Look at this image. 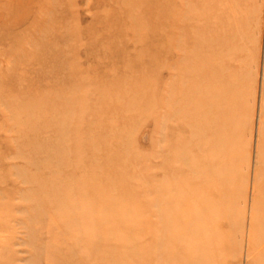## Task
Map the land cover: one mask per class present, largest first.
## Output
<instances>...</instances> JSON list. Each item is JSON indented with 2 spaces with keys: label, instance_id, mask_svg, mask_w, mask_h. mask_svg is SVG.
I'll return each instance as SVG.
<instances>
[{
  "label": "rangeland",
  "instance_id": "rangeland-1",
  "mask_svg": "<svg viewBox=\"0 0 264 264\" xmlns=\"http://www.w3.org/2000/svg\"><path fill=\"white\" fill-rule=\"evenodd\" d=\"M0 264H264V0H0Z\"/></svg>",
  "mask_w": 264,
  "mask_h": 264
},
{
  "label": "bare ground",
  "instance_id": "bare-ground-1",
  "mask_svg": "<svg viewBox=\"0 0 264 264\" xmlns=\"http://www.w3.org/2000/svg\"><path fill=\"white\" fill-rule=\"evenodd\" d=\"M162 259H163V257H160V261H162ZM172 260H174V258H172ZM170 261H171V258H170ZM147 263H149V261H147Z\"/></svg>",
  "mask_w": 264,
  "mask_h": 264
}]
</instances>
